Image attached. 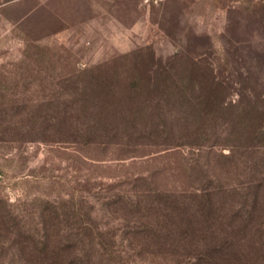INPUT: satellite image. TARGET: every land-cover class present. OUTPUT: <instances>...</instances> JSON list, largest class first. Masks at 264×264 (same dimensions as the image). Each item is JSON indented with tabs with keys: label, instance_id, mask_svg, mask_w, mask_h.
I'll return each instance as SVG.
<instances>
[{
	"label": "rangeland",
	"instance_id": "rangeland-1",
	"mask_svg": "<svg viewBox=\"0 0 264 264\" xmlns=\"http://www.w3.org/2000/svg\"><path fill=\"white\" fill-rule=\"evenodd\" d=\"M102 81L110 104L83 112L81 92ZM177 88L221 91L228 107L264 97V0H0V264H45L27 232L45 234L46 198L83 197L106 222L129 178L189 188L191 149L172 145Z\"/></svg>",
	"mask_w": 264,
	"mask_h": 264
},
{
	"label": "trees",
	"instance_id": "trees-1",
	"mask_svg": "<svg viewBox=\"0 0 264 264\" xmlns=\"http://www.w3.org/2000/svg\"><path fill=\"white\" fill-rule=\"evenodd\" d=\"M103 82L88 97L81 92L83 112L108 107L114 90ZM249 98L228 107L221 91L177 88L172 145L191 149L182 163L190 187L169 191L129 178L105 202L106 222L91 219L83 197L46 198L45 234L27 232L34 259L41 246L45 264H264V97ZM159 101L165 113L169 99ZM99 121L72 131L96 132ZM1 216L9 221L12 210Z\"/></svg>",
	"mask_w": 264,
	"mask_h": 264
}]
</instances>
